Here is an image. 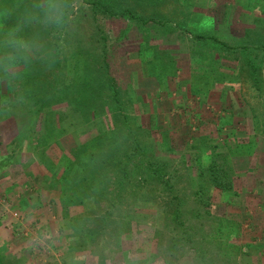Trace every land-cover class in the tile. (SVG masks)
<instances>
[{"label": "rangeland", "instance_id": "rangeland-1", "mask_svg": "<svg viewBox=\"0 0 264 264\" xmlns=\"http://www.w3.org/2000/svg\"><path fill=\"white\" fill-rule=\"evenodd\" d=\"M117 1L136 5L146 18L159 13L167 25L161 28L111 19L86 0H74L63 57L70 62V50L79 45L95 54L94 68L108 63L126 103L121 104V97L119 103L109 99L114 92L104 90L105 104L97 110L105 125L112 122V110L127 115L129 125L150 140L146 143L149 154L168 163L174 177L179 172L180 186L191 183L186 174L192 170L184 163L196 165L200 160L207 164L213 158L230 163L234 194L213 191L207 220L210 233L223 235L226 244L232 245V264H264V81L257 84L244 68L253 59L260 63L264 76V51L257 48L260 40L264 42V0ZM194 34L215 37L231 48L212 40L204 43ZM244 44L250 50H242ZM6 84L0 81L1 94ZM4 106L0 102L1 264H98L90 247L70 248L74 232L71 222L63 218L61 191L55 185L59 179L53 178L51 170L54 166L59 178L66 168L61 156L96 136L102 127L78 125L82 120L73 111L61 126L60 113H67L69 106L55 102L46 110L51 111L53 126L55 121L59 124V135L44 140L42 118L36 119L19 106L1 111ZM69 118L78 126L66 130L73 124ZM41 146L45 156L37 151ZM171 146L174 149L168 152ZM108 206L103 203L102 208ZM86 210V205H72L69 215H82ZM233 220L240 222L238 230ZM140 229L142 238L135 236L123 245L124 249L131 247L134 255L115 252L111 241L104 250L107 264H141L146 257L150 259L146 264H162L153 255L157 246L154 227L146 223ZM181 262L195 264V259L186 255Z\"/></svg>", "mask_w": 264, "mask_h": 264}, {"label": "trees", "instance_id": "trees-1", "mask_svg": "<svg viewBox=\"0 0 264 264\" xmlns=\"http://www.w3.org/2000/svg\"><path fill=\"white\" fill-rule=\"evenodd\" d=\"M86 1L111 19H129L145 26L152 23L161 28L167 25L164 18L159 17V13L146 18L136 9V5L130 7L128 3L117 0ZM145 1L148 0H138L137 3L143 4ZM45 38L58 46V54L54 59L38 57L29 63L15 64L7 72L0 69V81L7 82L5 93L1 94L0 88V102L5 104L1 111L19 106L36 119L42 118L44 140L48 135L49 138L54 134L59 135L56 133L59 124L55 121L53 126L51 111L46 110L55 102H66L69 106L67 113H60L58 120L61 126L66 118L72 117L70 112L73 111L82 120L78 125H87V128L102 127L101 132L93 138L63 152L61 159L64 158L66 168L59 178L54 166V171L51 170L53 178L59 179L55 181V185L58 184L61 191L63 218L71 222L74 232L70 248L82 251L90 250V247L98 256V264H107L108 256L104 254V250L110 246L111 241L115 242V252L119 250L123 254L134 255L132 252L135 251L131 247L124 249L123 245L135 236L142 238L140 226L147 223L154 227L157 239L153 255H158L162 264H182L181 259L186 255H192L195 264H232V245L226 244L223 235H217V232L211 234L210 223L207 222L215 196L213 191L219 190L228 196L233 193L234 169L230 163H222L214 158L209 159L207 164L200 160L196 165L184 163L185 167L192 170L186 174L191 183L180 186L179 172L176 171L174 177L172 171H169L168 163L149 154L146 143L150 140L129 125L130 118L127 115L112 110V122L105 125L97 110L98 105L105 104L102 99L104 90L111 89L114 92L113 96H108L109 99L119 103L118 97H121V104L126 103L117 88L115 78L110 75L108 63L105 61L106 67L94 68L92 62H97L93 58L95 54L87 48L83 51L79 45L70 50L72 60L68 62V57H63L62 54L67 45L66 35L61 37L47 34ZM194 38L203 40L204 43L212 40L225 48H231L205 34H194ZM103 39L106 40V36ZM259 42L262 43L257 48H263L264 51V42ZM245 44L244 49H241L250 50ZM259 66L260 63L249 59L244 67L257 84L264 81ZM239 74L241 76L240 72ZM38 96H41L40 102ZM69 122L73 124H69L66 130L78 126L71 118ZM205 138L206 136L202 139ZM56 143L63 150L61 142ZM172 146L168 152L175 148ZM37 151L45 156L42 146ZM134 157L139 158L138 163L132 162ZM113 185L115 188L111 189ZM103 203H108V208H102ZM124 203H127L126 208H123ZM72 205H86L87 210L82 215L70 216L69 208ZM233 222L237 223L238 230L240 222ZM3 259L0 255V264ZM149 260L146 257L139 262L146 264L144 262Z\"/></svg>", "mask_w": 264, "mask_h": 264}, {"label": "clouds", "instance_id": "clouds-1", "mask_svg": "<svg viewBox=\"0 0 264 264\" xmlns=\"http://www.w3.org/2000/svg\"><path fill=\"white\" fill-rule=\"evenodd\" d=\"M74 11V0H0V69L54 59L58 46L45 37L65 36Z\"/></svg>", "mask_w": 264, "mask_h": 264}]
</instances>
